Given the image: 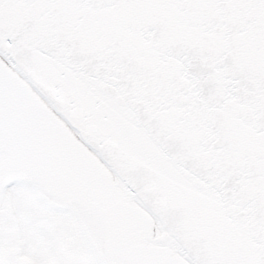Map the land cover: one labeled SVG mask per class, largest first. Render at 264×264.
I'll return each instance as SVG.
<instances>
[{"label": "water", "instance_id": "obj_1", "mask_svg": "<svg viewBox=\"0 0 264 264\" xmlns=\"http://www.w3.org/2000/svg\"><path fill=\"white\" fill-rule=\"evenodd\" d=\"M68 46L61 49V52H69L73 46V42L69 41ZM49 54H56L53 50H46L44 53H38L35 56L36 59L45 57ZM39 63V61H38ZM55 70V68H52ZM82 69L81 64H76V70L69 71L67 73H55L56 78H63L70 76H78V70ZM65 72V71H64ZM51 77L54 78L52 74ZM3 78L6 76L3 74ZM68 78H65L67 81ZM54 86L57 89H61L64 85L62 80L54 79ZM19 87L22 91L26 92L25 88L19 81ZM77 86V98H82L81 95H85L82 90H88L89 86L80 80H73ZM27 93V92H26ZM31 97L36 98L48 111L49 113L64 127L68 133L75 139H78V135L73 133L70 127L65 123L57 114H55L50 105L39 97L38 93H28ZM112 99H114L112 97ZM126 99H130L126 96L120 97L116 103L121 105ZM115 100V99H114ZM8 106L12 107L15 117V127L10 128V125L6 128L0 127V185L7 181L10 177L20 176L24 179H29L37 182L44 190L48 191L53 196L65 202H74L81 209L92 214L97 222L104 229V243L103 249L104 254L107 258L108 264H166V261L170 260L168 256H165V261H161L160 254L163 252L154 251L148 248L147 245H143L141 225L134 217L133 210L129 206L125 205L123 199L117 200L110 190L104 189L105 184L99 187V175L94 173V164L81 150V148L75 144L72 139L57 125L51 118H48L41 111L40 106L35 102L26 97L14 96L12 101L8 103ZM104 110V106L101 107ZM38 114H32L34 111ZM101 110V109H100ZM102 118H109L112 115L108 112H101ZM166 135V131L163 130ZM191 149L190 147H182L181 152L184 153ZM87 150L93 155L95 160L100 165L104 175L111 181H116V175L111 171L110 168L104 164L95 152L91 151L89 147ZM163 156V155H162ZM159 159H157L158 161ZM168 160H160L161 166L171 169V176H167L169 182L184 183V187L187 189H200L197 183H192L188 180L187 170L185 167L176 165L174 162ZM180 164H184V161H179ZM186 164H190L189 161H185ZM199 162H192L191 165H195L198 169V174L201 177V182L206 178L204 169L199 165ZM165 173V172H164ZM208 174L212 175V171ZM227 177L232 178L233 182L228 183V188L234 193H239V165L236 162H232L230 168L226 173L219 177L217 184ZM209 184L205 188L201 187L206 192H211L214 189L213 179H208ZM197 184V185H196ZM231 185V186H230ZM202 186V185H201ZM101 189V194L98 193ZM166 191V188L164 189ZM208 192V193H209ZM174 195L180 201V213L184 218H187L190 210L187 208V201L184 199V195L181 191L177 190L173 192ZM163 196H169L167 193H163ZM204 197V196H203ZM239 197V196H238ZM197 201L200 200V196L195 194L193 196ZM252 211L256 206H262L251 201V199L243 193L240 197ZM236 201L239 199L236 198ZM128 203L134 205L138 211L144 213L143 207L135 200L128 199ZM184 204H186L184 206ZM229 206V205H227ZM199 209L195 214L194 220L198 222L200 226H203L208 216L210 221L211 230H218L219 223L224 218L222 230L219 234H237L245 233L247 229H252L254 226L250 224H257L254 228L259 227L256 220L252 219L248 222H242L239 220L240 215H245L239 211H222L219 212L216 209L212 211ZM193 213V212H192ZM132 214L133 217L129 219V223L126 218ZM208 214V215H207ZM231 216V217H223ZM264 218V211L261 213ZM260 217V220H262ZM83 220L82 218H80ZM139 220V219H138ZM264 222V221H263ZM193 226H190L191 230ZM149 229L152 234L157 232L156 224L151 218L149 219ZM257 231V228H256ZM260 231V230H259ZM197 234V233H196ZM262 238H258L259 247L263 248L262 253L259 254V250L256 247V256H252V261L262 262L264 260V233L260 231ZM253 241L252 236H246V243ZM165 255V254H164ZM176 255L183 262L184 258L179 252ZM249 258L250 254H246ZM174 264V262H171ZM189 264V263H187Z\"/></svg>", "mask_w": 264, "mask_h": 264}, {"label": "rangeland", "instance_id": "obj_2", "mask_svg": "<svg viewBox=\"0 0 264 264\" xmlns=\"http://www.w3.org/2000/svg\"><path fill=\"white\" fill-rule=\"evenodd\" d=\"M40 195L43 196L39 189L29 188L25 184H13L5 191L0 205V224L3 235L14 244V250L19 252L25 250L26 257L29 258L30 255L34 258L33 264H91L85 253L86 248L77 242L75 225L78 219L75 218L74 221L71 217L66 218L58 212L48 211L47 201ZM60 229L62 230L59 233H64V239H61L60 234L57 238L56 231ZM57 240L60 251L62 253L68 251L67 258L65 260L63 258L65 256H61L53 258L54 261L47 260L43 253L49 256L59 252ZM34 241L37 242L36 247H33Z\"/></svg>", "mask_w": 264, "mask_h": 264}, {"label": "bare ground", "instance_id": "obj_3", "mask_svg": "<svg viewBox=\"0 0 264 264\" xmlns=\"http://www.w3.org/2000/svg\"><path fill=\"white\" fill-rule=\"evenodd\" d=\"M0 74H1L0 79H1V76L3 77V74H4L6 77L8 76V78H10L17 86H19V82H18V79H19V81L21 82V84L23 85L27 93H38L29 85L28 82L24 81L22 76H20L14 70V68L8 62L7 58L1 55H0Z\"/></svg>", "mask_w": 264, "mask_h": 264}]
</instances>
